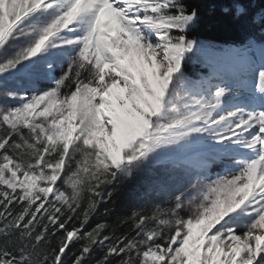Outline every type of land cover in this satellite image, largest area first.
<instances>
[{"label":"snow or ice","instance_id":"6c2138e0","mask_svg":"<svg viewBox=\"0 0 264 264\" xmlns=\"http://www.w3.org/2000/svg\"><path fill=\"white\" fill-rule=\"evenodd\" d=\"M199 23L190 0H0V264H264V15L239 43Z\"/></svg>","mask_w":264,"mask_h":264},{"label":"trees","instance_id":"16d2710c","mask_svg":"<svg viewBox=\"0 0 264 264\" xmlns=\"http://www.w3.org/2000/svg\"><path fill=\"white\" fill-rule=\"evenodd\" d=\"M236 3L248 10L247 17L237 20L233 14L224 11L226 8L232 9ZM190 6L197 8L200 14V23L193 34L219 43H239L248 35L258 34L261 26H252L249 22L252 14L264 15V0H190ZM142 192L143 179L124 186L119 193L115 213L131 215L140 210L146 203L141 197ZM114 219L115 215L110 218V222Z\"/></svg>","mask_w":264,"mask_h":264}]
</instances>
